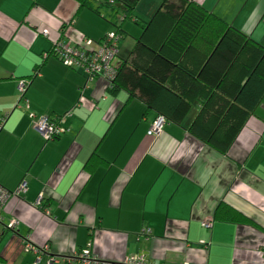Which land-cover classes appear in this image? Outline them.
Wrapping results in <instances>:
<instances>
[{"label": "crops", "instance_id": "1", "mask_svg": "<svg viewBox=\"0 0 264 264\" xmlns=\"http://www.w3.org/2000/svg\"><path fill=\"white\" fill-rule=\"evenodd\" d=\"M194 1L264 45V0ZM114 20L76 0H0V185L27 186L3 208L0 256L78 264L69 259L90 247L113 262L264 264V96L225 153L189 132L196 106L148 135L154 109L50 52L57 40L98 42ZM121 28L119 45L130 31L127 21ZM29 76L22 96L19 79ZM40 117L64 131L46 140L34 128ZM220 203L250 222L215 218ZM13 218L17 227L4 228Z\"/></svg>", "mask_w": 264, "mask_h": 264}, {"label": "trees", "instance_id": "2", "mask_svg": "<svg viewBox=\"0 0 264 264\" xmlns=\"http://www.w3.org/2000/svg\"><path fill=\"white\" fill-rule=\"evenodd\" d=\"M76 1L79 8L117 17L118 43L123 21L141 26L128 54L117 53L109 91L124 89L176 123L196 106L189 132L225 153L264 96V45L194 0H161L145 18L135 11L139 0ZM214 216L250 222L224 203Z\"/></svg>", "mask_w": 264, "mask_h": 264}, {"label": "built area", "instance_id": "3", "mask_svg": "<svg viewBox=\"0 0 264 264\" xmlns=\"http://www.w3.org/2000/svg\"><path fill=\"white\" fill-rule=\"evenodd\" d=\"M119 38V33L109 32L107 39L100 42H95L91 38H84L82 42L71 45L62 40H57L52 45V54L59 58L64 65L81 69L88 78L99 75L105 78L108 85H110L111 79L115 74V67L118 63L116 57ZM30 79L31 78L19 79L18 90L21 95L24 94L30 83ZM167 122L164 115L157 114L151 121L147 134L152 136L160 133ZM34 128L46 140L58 137L64 131V128L59 125L56 119H50L48 117H40L35 120ZM26 187L25 180H22L12 191L0 185V224L2 223V211L9 197L24 193ZM35 202L39 204L41 202V196L37 197ZM17 225L18 220L13 218L4 225V228L7 230H14ZM209 225L210 220L207 219L203 222V226L208 227ZM144 230L149 232L147 228ZM1 234L2 231L0 230V237ZM30 249L33 251L38 250L35 245L29 240H26L25 250ZM39 258L40 256L37 255L36 260H39ZM54 261V258H50L48 263L53 264ZM69 261H76L78 264H150L147 258L142 254L129 255L123 260L116 262L102 260L93 254L90 247L81 249L79 252L75 253ZM0 264L8 263L0 260Z\"/></svg>", "mask_w": 264, "mask_h": 264}, {"label": "rangeland", "instance_id": "4", "mask_svg": "<svg viewBox=\"0 0 264 264\" xmlns=\"http://www.w3.org/2000/svg\"><path fill=\"white\" fill-rule=\"evenodd\" d=\"M150 1L151 2H156V4H159L161 2V0H139V2L137 3L136 7H135V11L137 14H142L141 16L148 17V10L150 7ZM102 12L104 14L108 13V11H106V9H102ZM117 17H115V20L113 21V31L116 29V26L119 24L118 19H116ZM127 21V25L130 27V31L127 35V37L125 39L126 42H122L121 41V45H119L120 48H122V51L124 52V48H127L126 51H130L135 43V38L141 33L142 29L141 26L139 24H137L135 21H133L132 19H126L124 22ZM135 29L137 31H135ZM124 39V40H125ZM128 41V42H127ZM119 44V43H118ZM125 51V52H126ZM127 54V53H126Z\"/></svg>", "mask_w": 264, "mask_h": 264}]
</instances>
